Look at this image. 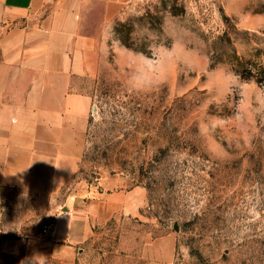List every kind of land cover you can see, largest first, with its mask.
Here are the masks:
<instances>
[{"label": "rangeland", "instance_id": "1", "mask_svg": "<svg viewBox=\"0 0 264 264\" xmlns=\"http://www.w3.org/2000/svg\"><path fill=\"white\" fill-rule=\"evenodd\" d=\"M116 2L115 15L89 17L99 19L96 74L77 85L93 107L75 178L56 193L0 188V232H43L77 183L97 188L117 175L145 190V205L95 229L74 264H142L169 234L177 264H264V101L254 99L264 87V0ZM113 38L132 51L115 50ZM173 42L183 48L164 59L163 82L134 90L133 53Z\"/></svg>", "mask_w": 264, "mask_h": 264}, {"label": "crops", "instance_id": "2", "mask_svg": "<svg viewBox=\"0 0 264 264\" xmlns=\"http://www.w3.org/2000/svg\"><path fill=\"white\" fill-rule=\"evenodd\" d=\"M119 6L116 0H0V188L56 193L75 178L93 107L77 85L96 74L91 27L99 19L89 17L104 20ZM122 182L105 175L97 188L77 183L46 235L0 232V264H74L95 229L141 213L145 190ZM149 250L142 264H177L175 235Z\"/></svg>", "mask_w": 264, "mask_h": 264}, {"label": "clouds", "instance_id": "3", "mask_svg": "<svg viewBox=\"0 0 264 264\" xmlns=\"http://www.w3.org/2000/svg\"><path fill=\"white\" fill-rule=\"evenodd\" d=\"M110 30L112 32V36L115 37L114 29ZM111 44L112 47L117 51H132L118 39L113 38L111 40ZM178 47L183 48V45H178L176 42H173L172 45L170 47H166L163 52H160L159 50L152 52L151 46H149V54H145L143 52L133 53V55L136 57V59L133 60V63L136 65V74L131 78V86L134 88V90L149 91L158 83H162L163 81L156 74L159 73L160 76L164 75L163 61L166 57L170 59L176 55ZM221 72L228 79L238 81L244 85L247 83L241 82L239 76L233 72L227 70H221ZM254 99L256 100L258 106L260 102L264 101V87L259 85L256 86Z\"/></svg>", "mask_w": 264, "mask_h": 264}, {"label": "built area", "instance_id": "4", "mask_svg": "<svg viewBox=\"0 0 264 264\" xmlns=\"http://www.w3.org/2000/svg\"><path fill=\"white\" fill-rule=\"evenodd\" d=\"M49 230H50V226L44 227L43 234H48Z\"/></svg>", "mask_w": 264, "mask_h": 264}]
</instances>
